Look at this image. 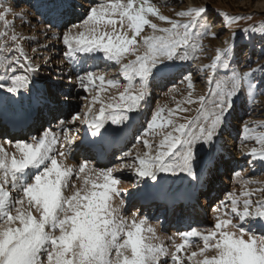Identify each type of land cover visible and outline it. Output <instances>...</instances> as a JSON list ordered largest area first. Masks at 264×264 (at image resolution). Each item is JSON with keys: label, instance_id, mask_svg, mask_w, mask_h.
I'll use <instances>...</instances> for the list:
<instances>
[{"label": "snow or ice", "instance_id": "obj_1", "mask_svg": "<svg viewBox=\"0 0 264 264\" xmlns=\"http://www.w3.org/2000/svg\"><path fill=\"white\" fill-rule=\"evenodd\" d=\"M16 7L12 0H0V41L9 40L13 45L8 47L6 42H0V106H22L24 99L31 104L35 97L41 106L34 129L38 133L48 123L45 110L52 119L57 114L65 119L58 121V132L44 129L31 136V142L24 138L9 140L16 149L11 155L0 146V264H185L180 253L192 245V238H199L203 246L197 245L198 251L186 256L187 264H264V235L258 236L255 230L257 221L264 230V195L253 200L252 191H242L239 196L229 194L230 203L222 201L216 209L221 215L214 226L207 231L194 227L178 231L174 235L182 243L174 244V250L157 236V228L151 226V218L143 208L130 203L159 192L169 179L186 181L193 189L202 186L204 156L211 159L217 137L236 102L245 95L251 99L264 86V80L255 79L257 72L264 75V64L249 66L244 72L231 67L236 33H232L227 47L215 50L210 64L199 69L209 70L208 81L214 82L215 88L197 100L189 92L185 102L199 105L194 116H185L183 123H177L175 113L191 109L178 104L176 109H167L165 116V109L158 108L147 118L144 131L137 137V142L142 141L147 150L135 155L124 151L119 156L113 152L118 164L101 167L104 154L113 147L112 138L120 137L135 116L143 112L152 81L163 79L173 67L195 59L200 47L195 40L206 35L215 38L211 25L206 23L207 7L193 6L176 12L177 17L187 18L181 21L161 15L147 0H104L89 4L79 23L66 20L61 25L63 34L57 36L65 46V59L71 64L80 59L78 54H87L86 58L91 60L102 54L104 60L119 66L127 81L118 100L101 103L97 111L93 105L100 102L105 75L91 70L77 73L79 88L98 89L83 112H74L73 94L63 91L64 74H59L55 81L42 83L46 78L39 77V66L32 63L19 43L24 38L15 31L9 33L10 28H15L16 19L23 23L28 15L27 9L17 12ZM32 7L42 17L57 12L62 17L77 5L71 0H39ZM150 15L166 21L170 27H158L148 18ZM42 22L48 24L44 31L47 38L54 25L50 20ZM146 28L153 34L142 36ZM197 28L200 31L193 36L190 29ZM129 52L135 59L122 62ZM218 69L230 74L217 79ZM183 80L189 89L193 88L191 73L184 75ZM107 84L120 86L113 79H108ZM11 123L12 127L21 126L24 119H13ZM78 123L84 126L83 135ZM0 133L4 138L8 135L6 128H0ZM149 135L162 139L154 145L146 138ZM256 142L260 147H252L248 154L264 162V134L256 137ZM74 151L84 158L78 165L65 163L75 159ZM123 169L133 174L131 188L135 191L118 187L122 180L115 173ZM240 175L234 172V176ZM73 177L82 180L79 187ZM256 191L264 193V189ZM116 198L119 204L114 206ZM122 209L129 210L130 215H123ZM156 219L162 227L163 222Z\"/></svg>", "mask_w": 264, "mask_h": 264}, {"label": "rangeland", "instance_id": "obj_2", "mask_svg": "<svg viewBox=\"0 0 264 264\" xmlns=\"http://www.w3.org/2000/svg\"><path fill=\"white\" fill-rule=\"evenodd\" d=\"M80 1L85 2L82 7H80ZM8 0H5L7 3ZM15 3L16 11L21 12L27 9L28 15L24 17V22L20 19L15 20V28L9 29V33L15 31L17 35L23 37L20 40L25 54L32 61L34 65L39 66V72H42L46 77L47 81H55L59 74H64V81H62L64 92H69L70 87L73 88V104L74 112H83L86 110V106L91 101L92 96L98 90L94 87H90L88 91H84L77 86L76 75L77 73L82 74L83 71L91 70L94 72L103 73L105 75V84L103 85V91L100 92V102L93 105L95 110H99L101 103L107 104L109 102H115L119 98V93L122 92L123 86L127 81L123 78L119 66L115 64L114 61L109 62L102 58V54H96L100 57L97 60L87 59V54H78L80 59L76 63H69L65 57V46L61 40L57 39V36H61L64 32V25L66 20H71L72 23H79L85 18V9L89 4L96 3L99 4L104 2V0H71L74 5L73 9L68 10L63 16L62 21L58 18L49 17L51 13H45L42 17L32 5L39 2V0H12ZM126 2V0H124ZM138 2V0H137ZM148 4L155 7L156 10L164 16L171 19H178L181 21H186L187 18H180L176 16L178 11H186L189 7L193 6H206L207 7V24H210V32H214L215 38L210 35L203 36L202 38L195 40L194 42L199 44L200 47L195 53V59L184 62L181 69L175 71L176 67L172 68V73L175 71V75H167L163 79L153 80L150 85V98L145 104L142 113H138L140 116V122H134L130 124L129 137H127L126 142H122V145L114 144L115 149H110L105 157L100 162L101 167H114L118 164L115 156L112 155L115 152L116 156H119L124 151H132L133 155L137 152L143 153L147 149L144 148L143 142H137V137L141 135L146 126L147 118H150L152 112L158 108H164V115L167 116V109H176L177 105L181 108H189V112H179L177 111L174 115V119L177 123H183L182 119L185 116H194L196 114L195 110L199 106L198 102L194 104L186 103V98L189 92L192 93V99L197 100L200 95H205L209 92L210 88H215V83H209L208 81V71L205 70L201 72L199 69L204 64H210L212 58L215 56V50L217 48L227 47L232 41V33H236L235 37V55L231 61V67L235 68L237 71L244 72L247 71L249 66L256 67L258 64H264V0H147ZM47 15V16H46ZM230 17H241V19H229ZM115 18V17H114ZM152 22L158 24V27H170L166 21H159L156 17H148ZM8 19L11 21L13 17L10 15ZM43 20H50L53 23V27L48 30L47 38L44 36V31L48 29V24L42 22ZM227 20V23L225 21ZM30 21V22H29ZM119 27V25H118ZM244 29H248L244 32ZM0 31H3V27L0 26ZM200 31L197 29H190V32L195 36L196 32ZM153 31L150 28H146L143 35H152ZM160 35V33H156ZM140 40V37L137 38ZM0 42H6L8 47H13L11 41L5 40ZM47 45V47H43ZM139 47V45H137ZM37 51H33V49ZM53 51L55 53H53ZM18 55V53H16ZM135 57L129 52L125 55L122 62L126 63L128 60H134ZM47 61V63H46ZM23 62V60H22ZM179 64L180 62H176ZM79 65V66H77ZM49 66V67H48ZM179 67V68H180ZM74 69L76 74H73ZM67 69L72 71L69 75L67 74ZM3 69L0 68V72ZM187 73H191L193 77V88L189 89L187 81L183 80V76ZM230 73L224 70L218 69L215 73L217 79L223 75ZM69 76L71 77V83H69ZM108 79H113L118 81L119 87H112L107 84ZM257 81L264 80V75L257 72L255 75ZM183 81V82H182ZM99 81L95 84L99 85ZM175 88V91H170V89ZM257 93L251 99L245 95L241 97L236 102V106L232 111L231 115L225 124L222 134L217 137V148L212 153L211 159L205 161L203 159V164L208 171L204 177L206 180L205 192L209 190L206 200L204 201V220L201 225H188L191 220H188L185 224L189 228H198L201 231H207L211 229L216 222V218L221 213L217 211L210 213V209L214 206L211 204L221 202H227V197L229 194H239L242 191H252L254 194L252 196L253 200L258 199L264 193L256 191L257 189H264V162L259 161L258 158L252 157L248 153L252 147L259 148L260 145L256 142V137L264 134V86L262 89L257 90ZM27 100V99H24ZM65 113L68 111L64 110ZM48 123L44 124L43 129L40 132L34 134L37 136L41 134L44 129H50L51 132L55 133L59 131L58 121L65 119L64 115L57 114L56 119H52L48 115ZM134 122V124H133ZM30 125L34 126L35 121L30 120ZM245 126H247V132H245ZM77 127L81 129V135L84 133L83 125L77 124ZM83 130V131H82ZM168 129H165L167 131ZM157 132L160 129L156 130ZM124 135H127V129L123 130ZM247 137H251L250 139ZM8 138V139H6ZM4 138L0 135V146L4 145V150L11 155L16 152L13 145L10 148H6V144L9 140L15 141L17 139L8 136ZM23 138V137H22ZM150 141L158 144L162 139V136H152L146 137ZM20 139V138H18ZM24 139L30 141V136L27 135ZM125 143V144H124ZM12 144V143H11ZM124 146V147H123ZM154 154V153H153ZM18 155V153H17ZM74 160L67 161V163H72L78 165L84 157L79 153L74 151ZM222 160V161H221ZM240 172L239 177L234 176V172ZM115 175L122 180V183L118 185L119 188L128 189V191H135L131 188L133 182V174L127 170L123 169L117 171ZM95 179V176H92ZM77 187L80 186L82 180H76ZM123 186V187H122ZM70 194V193H68ZM206 194V193H205ZM130 203H135L138 206V199L131 201ZM119 204V198L114 199L113 205ZM143 211L151 218L149 223L151 226L157 228V236L163 240V242L172 250H174V244H180L179 236L174 235L175 233L188 230L189 228L179 229L175 228V223L181 218V216L176 215V210H172L170 213L169 220L164 221L162 227L157 224L156 218L165 220L164 213L161 212V206L152 207L149 204L146 207H142ZM153 208V209H152ZM33 213L35 214L34 210ZM122 214L125 216L130 215L129 210L122 209ZM185 216V215H184ZM184 222V221H183ZM256 223V234L258 236L264 235V230H261L258 226V221ZM148 226V225H146ZM191 226V227H190ZM176 230V231H174ZM173 234L169 239V236ZM164 239H163V238ZM203 246L202 241L199 238H193V244L190 247L182 249L180 255L185 259V264H187L186 256L191 254V251H198V247ZM195 259H202V257H194Z\"/></svg>", "mask_w": 264, "mask_h": 264}, {"label": "bare ground", "instance_id": "obj_3", "mask_svg": "<svg viewBox=\"0 0 264 264\" xmlns=\"http://www.w3.org/2000/svg\"><path fill=\"white\" fill-rule=\"evenodd\" d=\"M85 2H83V1H80V4L81 5H83ZM61 12H63L64 10H60ZM65 15V14H64ZM63 15V16H64ZM47 16V15H46ZM52 16H55L56 18H58V20L59 21H62V19H63V16L61 17L60 16V13L59 12H57V13H51L50 15H49V17L50 18H52ZM55 18V19H56ZM53 53H55L54 51H53ZM37 65V64H36ZM38 66V65H37ZM49 67V66H48ZM72 69V68H71ZM179 69H181V67L179 68V67H176L175 68V71H178ZM68 71H67V74L69 75V73L71 72L72 73V71H70L69 69H67ZM73 71H74V73L73 74H76L75 72V70L74 69H72ZM175 71L172 73V71H170L169 73H168V76L169 75H175ZM39 77L40 78H46V80H42V83H44V82H46L48 79H47V77L42 73V72H39ZM64 81V80H63ZM70 89V91L71 92H74L73 91V88L72 87H70L69 88ZM8 108H11V109H13V112H15L16 111V108H18V110L19 111H22V119H24L25 120V118H24V116L23 115H25L24 113H30L31 112V117H29V119L31 118L33 121H35V124H36V117H37V114H38V110L40 109V106H39V104L37 103V101H36V98L35 97H33V99H32V102H31V104L29 103V100H23V105L21 106L20 104H15V103H6V104H4V105H2V106H0V109L1 110H3V112H6L7 111V109ZM29 109H30V112H29ZM2 114L3 113H1L0 114V121L1 122H3V120H4V117H2ZM44 116L46 117V118H48V113H47V111L45 110L44 111ZM29 116V115H28ZM136 118L133 120L135 123L136 122H140L141 121V119H140V116H138V115H136L135 116ZM30 119V120H31ZM134 122H133V124H134ZM131 123H132V121H131ZM130 123V124H131ZM130 124L126 127V129H127V135H124V133H122L121 134V136L120 137H115V138H112V144H116V143H121V142H126L127 141V137H129V132H130V129H131V127H130ZM35 127H36V125H34V126H32V127H26V129H24L22 132H19V133H17V134H14V135H12V138H15V139H18V138H24V137H26L27 135H29L30 137L31 136H34V134L36 133V130H34L35 129ZM0 128H2V127H0ZM83 128H84V126H83ZM83 131V130H82ZM0 135H2V133H0ZM6 139H8V138H6ZM114 140V141H113ZM125 144V143H124ZM11 145H13V143L11 144V143H7L6 144V148H11L12 146ZM2 146V145H1ZM2 147H4V145L2 146ZM124 147V146H123ZM5 148V147H4ZM113 148V147H112ZM113 149H115V148H113ZM106 153H108V152H106ZM105 153V154H106ZM105 154H104V157H105ZM204 159H205V161L206 160H208L209 159V157L208 156H204ZM222 161V160H221ZM65 163H67V161L65 162ZM206 171H208L207 169H206V167H205V165L203 164V176L205 177V175L207 174V172ZM123 187V186H122ZM211 187V185L209 186V188ZM196 188H199V190H201L202 191V193H207V192H205L206 190V188H208L207 187V185H206V180L204 181V178H203V181H202V186H200V185H197L194 189H193V187L192 186H190L186 181H181V180H179V179H169L167 182H165L164 184H163V186H162V189L159 191V192H156V193H153L152 195H150L148 198H146V199H153V200H159L160 198H165L166 199V206L167 207H169V206H171V205H174V203L173 202H175L176 200H178L179 198H180V196H182L181 195V192H182V194L184 195V194H186V192H188L189 190V192L187 193V195L190 197L191 195H193L195 198H197V196L195 195V193H194V191H196ZM207 195V194H206ZM139 200H143V199H140V198H138ZM184 200V199H183ZM199 204H195V205H192L191 203H184V202H182L181 203V205L183 206V208H182V211H185V212H183V214L185 213V216H183L182 215V212H181V214H176L177 216L179 215V216H181V218L178 220V222H176L174 225H175V227H177V228H179V229H184V228H189V226L188 225H194V226H196V225H201L203 222L202 221H204V220H207V219H204V217H203V212H202V207H204V199H199ZM216 204H211V205H214L209 211H210V213H214V212H216V209H218V207H219V203H217V202H215ZM184 204V205H183ZM155 205V204H154ZM157 205L159 206V205H162L160 202H157ZM181 205H179V208L181 207ZM188 220H191L190 222H189V224L188 225H186L185 223L186 222H188ZM160 221H162V222H164V221H166L167 222V219H162V218H160ZM184 221V222H183ZM158 224V223H157ZM215 224V223H214ZM190 226V227H191ZM214 226V225H213ZM258 226H259V223H258ZM145 228L147 227L146 225L144 226ZM174 231H176V230H174ZM183 232V231H182ZM173 234H171L170 236H169V238L172 236ZM163 238V237H162ZM164 239V238H163ZM179 239V241H180V243H182V241H181V239H180V237L178 238ZM192 241H193V238H192ZM193 244V243H192Z\"/></svg>", "mask_w": 264, "mask_h": 264}]
</instances>
